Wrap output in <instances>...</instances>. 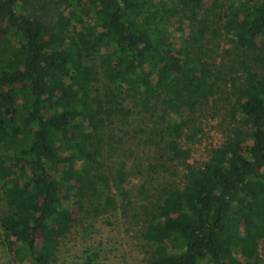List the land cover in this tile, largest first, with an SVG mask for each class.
Here are the masks:
<instances>
[{
    "label": "trees",
    "instance_id": "1",
    "mask_svg": "<svg viewBox=\"0 0 264 264\" xmlns=\"http://www.w3.org/2000/svg\"><path fill=\"white\" fill-rule=\"evenodd\" d=\"M223 1L0 0V183L9 207L1 227L17 259L52 264L88 206L117 209L112 188L134 172L122 163L110 178L100 159L112 117L126 126L135 112L126 101L146 111L162 105L145 152H153V173L178 175L191 152L181 138L197 141L199 133L186 128L218 89L210 63L193 59L187 47L177 50L171 28L179 17L192 18L200 48L211 30L224 29L260 68L240 60L238 80L231 78L232 115L250 133L229 136L203 166L188 165L184 185L163 186L146 210L141 233L153 246L146 264L260 263L264 0ZM218 9L219 31L209 25ZM103 193L98 210L94 198Z\"/></svg>",
    "mask_w": 264,
    "mask_h": 264
},
{
    "label": "rangeland",
    "instance_id": "2",
    "mask_svg": "<svg viewBox=\"0 0 264 264\" xmlns=\"http://www.w3.org/2000/svg\"><path fill=\"white\" fill-rule=\"evenodd\" d=\"M217 12L216 15L211 14L209 25L219 31L222 21L218 17L220 10ZM90 16H85L87 21ZM172 21L171 30L173 37L177 39V50L187 47V54L193 59L202 57L210 63L218 86L215 96L195 112L194 121L186 128L187 134L195 131L199 133L197 141H189L185 135L181 138L182 147L191 151L190 157L186 162L177 164L176 176L153 173L148 162L153 152L145 151L151 144L149 140L156 138L153 132L158 126L155 125L156 120H162V105L159 103L158 108L152 106V112L142 110V106L134 103V100L126 101L124 104L135 112L126 126L118 117H112L111 124L107 126L104 154L100 160L102 171L110 178L122 163L126 164L128 172L134 174L129 176L124 185L112 188L110 194L116 199L117 209L97 213L93 207L88 206L86 212L78 215L67 237L62 241L57 261L52 264H85L88 257L95 253L97 257L92 258L91 264H146L153 256V246L143 239L141 231L148 221L146 210L150 211L151 203L157 200L162 187L169 183L183 186L188 165L203 166L212 151L222 146L229 136H234L239 131L241 134L251 131L249 125L241 123V115H232L236 96L231 78L236 77L238 80L234 72L241 68L240 60L248 58V62L254 66V71L260 68L258 63L249 58L248 52L237 48L232 41L233 36L226 34L224 29L218 33L211 30V36L204 40L205 45L200 48L192 40L196 28L192 18L179 21L178 17ZM106 86V82L102 83V87ZM154 102L152 100L150 104L153 105ZM127 192L128 195L123 196ZM107 196L103 193L101 198H94L98 210L104 208ZM8 212L9 207L0 183V264H30L27 259H17L3 243L1 217ZM259 264H264V243Z\"/></svg>",
    "mask_w": 264,
    "mask_h": 264
}]
</instances>
